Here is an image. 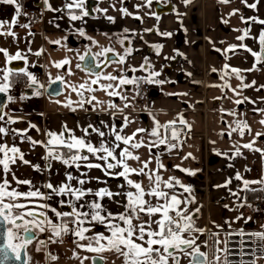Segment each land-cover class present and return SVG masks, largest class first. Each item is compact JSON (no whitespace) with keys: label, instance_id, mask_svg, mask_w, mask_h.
Here are the masks:
<instances>
[{"label":"snow or ice","instance_id":"6c2138e0","mask_svg":"<svg viewBox=\"0 0 264 264\" xmlns=\"http://www.w3.org/2000/svg\"><path fill=\"white\" fill-rule=\"evenodd\" d=\"M183 2L187 5L191 4L192 0H183ZM232 2L233 0H219V3L225 5ZM39 3L45 11L59 14L53 16L48 23L59 28L60 24L57 21L64 19L65 16L69 23L79 21L80 26L69 29V34H78L79 37L86 38L92 44L98 42L92 36L87 35L86 18L99 19L102 16L110 24L116 22L115 17L107 15V9L100 8L98 4L91 7L90 11L88 0H63L61 5L55 7L51 0H39ZM120 3L119 10L123 16H135L141 19L138 14L129 12L123 6L124 0H120ZM145 3L150 6L152 0H145ZM260 3L261 0H253L251 3L249 0H240L241 5L255 11H258ZM0 5L13 8L10 20H0V36L11 37L13 41H16L18 33L14 29L17 27L27 29L29 36L34 35L31 25L36 22V18L24 10V0H0ZM111 6L115 7L114 4ZM143 6L135 5L136 8ZM93 12L100 15L93 16ZM237 14L247 27L236 29L241 33L236 40L241 43L229 44L226 49H223L225 60L228 59L227 53L235 54L238 49H243L251 54L254 63L250 69L231 67L227 62L224 63L220 69L222 84L212 86L231 89L239 97L240 92L237 88L242 90L256 86L255 80L245 83L243 73L264 69V19L257 15L245 17L239 8L229 13L230 16ZM151 15L154 16L155 13ZM21 17H28V22L21 23ZM223 23L228 24V21L223 20ZM252 25L261 26L258 37L252 35ZM153 30L145 29L147 32ZM129 32L128 28H124L122 32L115 34L116 42L122 46L126 41L130 44ZM104 35L108 37V33ZM160 35L168 37L173 33L164 31ZM108 38L111 39V37ZM67 39L66 35L50 43L61 45L62 40L67 41ZM246 39L258 42L259 50L254 51L252 47L244 43ZM152 47L159 54L163 45L153 44ZM215 50L221 52L220 48ZM43 51V49L36 51L34 55L40 56ZM133 51L132 47H125L123 54L117 53L118 58L112 60L108 53L114 52L113 47H101V50L95 53L88 48L83 55H79L80 61L88 58L85 64V69L89 73L88 80L79 84H67L64 76L57 75L49 81V86L58 85L59 82L60 85L70 87L79 99L74 101L70 97H65L63 101L57 99L53 102L57 105L62 104L73 113L77 109H83L87 113L89 110L85 105H93L96 109L98 105L104 104L92 95L98 90L93 85H98L99 90L106 92L108 97H119L126 101L127 96L118 91L123 86H136L137 95H140L138 89L141 82L149 85L175 83V81L160 78L159 71L149 70L151 64L147 58H144V63L139 66V69H130L132 72L146 71V76L129 77L126 74L127 68L117 69V74L97 70L101 68V65L106 66V62L126 65ZM27 52H32L30 46ZM0 54H3L5 58L4 65L0 67V94L5 97V100L0 101V264H35L28 251L30 245L35 242V250L39 252L47 249L49 245L63 243L66 236L74 237L75 248L93 254L80 256L74 249L73 257L79 260V264H85V261H91V264H106L107 258L104 253H115L122 258L123 264H181L182 256L189 258L188 264H257L258 259L264 256V230L249 232L243 228L231 229L232 222L229 221H225L231 229L226 232L225 239L220 240L219 232H213L211 245L208 241H204L203 245L198 243L207 229L200 227L197 223L201 209L193 207L197 203L193 194L194 188L174 175L168 176L167 179L163 177L162 170L168 169L162 160L163 153L159 151L161 146H164L169 154L174 150L182 149L186 141L181 140V135L186 128L191 129V124L188 123L183 113H178L176 119L165 123H161L155 114L149 113L151 126L139 127L130 135L124 134L123 129L113 122L101 121L99 125H94L92 122L87 123L81 129L79 136L65 124L59 132L45 129L43 134L47 137L46 140L33 139L29 130L34 129L40 132L41 129L31 121H24L23 109L20 115L14 116L9 106L17 101L23 103L42 97L47 89L29 70L32 65L29 64L28 56L24 52L17 50L12 54L8 49L0 47ZM178 54L183 55V53ZM169 59H175V57H169ZM17 61H23L25 66H9ZM69 64L70 60L65 57L55 61L54 67L60 69ZM76 68H81V64L77 63ZM68 71L71 74V70ZM211 71L217 72V69L212 68ZM188 75L191 76L192 73ZM232 76L240 81L237 88H232L229 83V78ZM20 85L22 88L17 95L15 90ZM261 89H264V85L256 87L257 91ZM85 93L89 96L86 97ZM52 94L61 95L60 87H53L49 95ZM167 95L178 97L187 96L189 93H167ZM260 100L264 102V98ZM234 102L236 105L245 102L253 105L257 103L248 97L237 98ZM130 106L128 103L124 104V108ZM107 109L123 111L115 103H108ZM98 110L104 111L105 109L99 107ZM251 111L261 116L259 124L264 126V107L256 106ZM109 115L113 116L115 112H110ZM228 115L238 117L240 114L231 110L228 111ZM123 121L125 127L131 123L127 117H124ZM19 122H27L28 127L24 129L13 127ZM234 133L243 138L246 133H252L251 125L246 119L235 118L227 128L229 137ZM93 135L96 137L95 142ZM144 136H149L151 139L146 142L143 139ZM262 137H264V131H257L249 142L241 144L235 141L231 152L217 151L216 155L235 160L244 156L242 151L244 149L259 153L261 159L264 160V149L255 146ZM18 140L28 143L30 151H22L17 144ZM37 146L45 148V154L41 157L42 164H33L26 159V156L31 154ZM141 147L148 148L151 154L148 160L141 161V157L133 151ZM154 149L156 151H153ZM153 157L155 168H150ZM189 158L195 159L191 152L181 157V160ZM129 161H135L140 166L133 167ZM54 162L65 168L64 180L55 184L51 180L54 171L58 174V169L54 170ZM22 166L31 167L37 174H46L47 179L43 182H35L34 178H20L17 171ZM172 167L188 176H196L197 172L201 171L181 167L180 164H173ZM229 167L234 168L235 165L230 164ZM94 169L99 170L102 177L91 176L90 173ZM244 171L251 172V169L245 166ZM132 176L138 179L134 180ZM141 177L147 179L146 185L142 179H139ZM121 178L122 182L112 189L109 181ZM234 180L240 182L235 190L229 187ZM92 182L103 186L95 189L85 187ZM214 187L228 189L229 196L235 197L238 201L235 205L236 210L247 206L253 207L254 211H262L248 201L249 194H256V198L259 199V194L264 193V174L257 179H247L239 170H236L233 177ZM177 188L182 191L177 192ZM105 200L108 201L107 204L103 202ZM109 205H115L117 210H110ZM65 207L69 210H64ZM225 207L227 208L228 205ZM241 219H245L242 213L236 217V220ZM251 220L252 217H247L245 222ZM96 225L103 226L104 231H96ZM215 227L220 230L224 229L223 225H215ZM261 229H264V225H261ZM45 233L48 235L41 238V235ZM235 237L239 239H234ZM202 247L208 248L209 251H202ZM258 253L260 256L257 255ZM47 259L50 262H56L59 256L52 250H48Z\"/></svg>","mask_w":264,"mask_h":264},{"label":"crops","instance_id":"0c3cea01","mask_svg":"<svg viewBox=\"0 0 264 264\" xmlns=\"http://www.w3.org/2000/svg\"><path fill=\"white\" fill-rule=\"evenodd\" d=\"M154 1L152 0V4L148 6L145 0H124L123 6L129 12L138 14L141 17V19H137L135 16L122 15L119 10L121 8L120 0H98V6L107 9V15L115 17L116 22L110 24L102 16L99 19L86 18L87 23L85 29L87 35L92 36L98 42L97 44H92L86 38L82 42H75L74 38L80 39L83 37H79L78 34H69V29L79 27L80 22L69 23L65 16L64 19L57 21L60 24V27L57 28L54 24L48 23V21L53 16L59 14L48 11H46L43 17H35L36 22L31 25V31L34 35L29 36L27 29L17 27L14 30L18 33V39L23 41L24 47L22 48V52L28 56L30 65H37L39 67L41 78L44 82L54 79L57 75L64 76L67 84H79L88 80V71L82 68H76L77 63L81 64L79 55H83L88 48H91L92 52L95 53L99 52L101 47H113L114 51L123 54L125 47H132L135 51L136 59L128 61L126 65L109 63L102 72L117 74V69L124 70L127 68L128 71L126 74L131 77L132 75L129 74V69H139V66L144 63V58H147L151 64L149 70L154 69L159 71L161 73L160 78L175 81L172 84H176L178 79L184 84L189 82L190 86L187 89L184 88L181 92H177L189 93V95H180L178 97L167 94L161 95L160 90L162 86L154 85V88L150 91L147 98L144 101L139 100V104L136 106L128 97L129 89L132 85H126L118 89L123 95L127 96L128 99L126 101L121 100L119 97H108L106 92L99 90L98 85H93L98 90L92 93V95H95L97 101H103L104 104L98 105L96 109L93 108V105H85L89 110L87 113L83 109H77L73 113L63 107L62 104L57 105L53 102L57 99L63 101L65 97H70L74 101L79 99L71 91L70 87L63 85L61 95L59 96L43 95L42 97L33 98L23 103L17 101L10 104L9 108L14 116L20 115L21 109H23L24 121H31L41 129L40 132L34 129L29 130V134L33 139L37 140L47 139L43 134L45 129L59 132L62 125L66 124L69 129L74 130L75 134L79 136L81 135V129L87 123L92 122L94 125H99L101 121L105 123L113 122L117 127L123 129L124 134L130 135L139 127L151 126L152 121L149 113L155 114L161 123L176 119L178 113H183L188 123L191 124V129L186 128L184 131H190V135L186 137V142L183 144L182 149L174 150L171 154L166 152L164 146H161L159 151L163 153L162 160L168 169L166 171L162 170L163 177L167 179L168 176L174 175L183 183L193 186V194L197 201L193 207H199L201 209L197 223L200 227L207 229L206 233L212 234L213 232H219L220 236L222 233L226 235V232L231 229H261V225H264V208L260 212H253L254 226H231L230 229L225 221L229 220V222H232L231 225L237 224L238 220H236V217L247 211L248 207L245 206L236 210L235 205L238 203L236 198L229 196L228 189L216 188L214 185L222 184L225 180L233 177L236 170H239L247 179H257L260 175L264 174V160L261 159L259 153H252L242 149L244 156L235 160L227 159L222 155H216L217 151L231 152L233 142L238 141L241 144L247 143L252 139L255 132L264 131V126L259 124L261 116L251 111L256 106L264 107V102L260 100V98H264V89L260 91L256 90V87L259 85H264V69L243 73L245 83H251L253 80L256 81V86L253 88L241 90L237 88L240 81L235 76L229 78V83L232 88H237V91L240 92L239 97L231 89L213 87L212 85L222 84L220 80V69H222L223 64L226 62L231 67H238L240 69H250L252 67L254 58L243 49H238L235 54L231 52L227 53L228 59L225 60L223 49H226L229 44L241 43L236 40V37L241 34L236 29L247 27L241 21L239 14L230 16L229 13L233 9L239 8L245 17L257 15L264 19V0H261V3L258 5V11L244 7L240 4V0H233L232 3L227 5L219 3V0H192V3L187 5L184 4L183 0H173V9L171 11L153 16L151 13H155ZM51 2L55 7L61 5L63 0H51ZM251 2L253 0H249V3ZM112 4L115 7H112ZM138 4L144 6L136 8L135 5ZM12 15L13 8L11 6L0 5V20H10ZM92 15L99 16L100 14L94 13ZM223 20H227L228 24H224ZM27 21L28 17H26L24 23ZM124 28L130 30L129 37L131 43L129 45L125 43L122 46L116 42L115 34H119ZM260 28V25H252V35L258 37ZM145 29H154V32H147ZM164 31L172 32L173 35L168 37L160 35ZM104 33H108V37H111V39L106 37ZM66 35L68 39L67 41L62 40L61 45L50 43V41L62 39ZM11 42H13L11 37L0 36V47L8 49L10 53L14 54L20 48L10 47ZM244 43L252 47L254 51L259 50L258 42H254L252 39H246ZM153 44L163 45L159 54L152 47ZM29 46L32 48L31 53L27 52ZM216 48H220L221 52H217L215 50ZM41 49L44 51L40 56L34 55L36 51ZM178 53H183V55H179ZM173 56L175 59H169V57ZM65 57L70 60V64L64 68H55L54 62ZM4 63L5 58L3 54H0V67ZM166 65H170L171 71L168 72L165 70ZM212 68H216L217 72H212ZM69 69L71 70V74H69ZM29 70L37 74L32 67ZM188 73H192V75L189 76ZM134 74L135 76H146L147 72L138 70ZM193 81L200 83H194ZM101 82L107 83L106 81ZM85 95L86 97L89 96L88 93H85ZM217 97L219 99H216ZM243 97H248L250 100L256 101V105L248 102L236 105L234 101L237 98ZM108 103H115L123 111L107 109ZM125 103L131 106L124 108ZM99 107L105 110L99 111ZM221 109H225V111L222 112ZM231 110H235L240 115L238 117L228 115V111ZM110 112H115V115L110 116ZM124 117H127L131 121L126 127L124 126ZM235 118L246 119L251 125L252 133H246L243 138L235 133L229 137L227 135L228 124ZM13 127L24 129L28 127V124L27 122H19L13 125ZM137 138H140L139 134ZM143 139L147 142L151 138L144 136ZM95 140L96 137L93 135V141L95 142ZM17 144L21 147L22 151H30V145L28 143L18 140ZM255 146L264 149V137L260 138ZM133 151L141 157V161L148 160L151 155L147 147H141ZM153 151L156 150L154 149ZM189 152L192 153L195 159L189 158L187 160H181V157ZM44 154L45 148L37 146L34 151H31V154L26 156V159L33 164H42L41 157ZM152 159L153 163L149 167L155 168L154 157ZM129 163L133 167L140 166L135 161H129ZM173 164H180L181 167L200 169L201 171L197 172L196 176H188L174 169L172 167ZM230 164H234L235 167H229ZM245 166L250 168L251 172H245ZM53 167L54 170L58 169V174L54 171L51 176L52 182L55 184L63 181L65 168L56 162H54ZM17 175L20 178H34L35 182H43L47 179L46 174H37L29 166L20 167ZM90 175L93 177H102V173L95 169L91 171ZM132 179L135 180L138 178L132 176ZM139 179H142L145 185L147 184L146 178L141 177ZM121 182L122 178L109 181L112 189H115L116 185ZM238 183L240 182L234 180L229 187L235 190ZM100 186L103 185H97L95 182H92L85 187L95 189ZM180 191L182 190L177 188V192ZM260 197H264V193L259 194ZM254 199H249V201ZM103 202L108 203L107 200ZM225 205H228V207L226 208ZM109 207L112 211L117 210L115 205H109ZM250 208L254 210L253 207ZM64 210L67 211L69 209L65 207ZM119 210L123 211V209ZM226 214H228V217H226ZM245 224L242 223L241 225L243 226ZM215 225H223L224 229L220 230ZM96 231H104L103 226L96 225ZM69 243L71 246L75 245L74 240L69 241ZM49 248L55 249L54 254L58 255V247L56 244L50 245ZM104 255L107 258L106 264H123L122 258H119L115 253H104Z\"/></svg>","mask_w":264,"mask_h":264},{"label":"rangeland","instance_id":"374dc122","mask_svg":"<svg viewBox=\"0 0 264 264\" xmlns=\"http://www.w3.org/2000/svg\"><path fill=\"white\" fill-rule=\"evenodd\" d=\"M25 19H26V17H21V23H24ZM10 47H12V48L17 47V48H20V51H22V48L24 47L23 41H20V39H17L16 41L11 42ZM39 79H40V82L43 83V79L41 77H39ZM166 80L167 81H171L169 79H166ZM176 81H177V79H176ZM161 86H162V88L160 90V94L164 95V94H167V93L181 92V90H183L184 88L187 89L190 86V84H189V82L184 84V83L180 82V80L178 79L176 84H172L171 82H169V83H165L164 85H161ZM44 95H48L49 96V94H46V93ZM128 97L130 98V100L134 104H136V106H138L139 99H138V95H137V87L136 86L132 85V87L129 89ZM253 212H254V210H251V208L248 207V210L245 211L244 213H242L243 217L245 219L238 220L237 224H234V225H231V226H237V227H252V226H254L255 223H254V213ZM226 215L225 216L228 217V214H226ZM247 217H252V220L245 222ZM242 223L243 224L246 223V224L242 226L241 225ZM219 239L220 240L225 239V233H222L219 236ZM204 241H208L210 245L212 244L211 234L210 233H206L205 232L204 235L201 237V239L198 241V243H201L203 245ZM222 246L223 245H221V247ZM57 247H58V255H59L58 261L49 262L48 264H55V263H60V264H79V260L74 261L75 260V258L73 257V250L74 249L80 254V256H86V255L87 256H91V255H93V254L87 253V252H85V251H83L81 249L75 248V245L71 246L69 241H65V240L63 241V243L57 244ZM34 250H35L34 247H33V249L30 247V249H29V253L33 257L34 261L36 262V260L39 259L40 261H42V264L45 263V260H46L45 254H40V256H39V255L36 254V252ZM201 250L202 251H209L208 248H204V247H202ZM188 261H189L188 257H183V256L181 257V264H188ZM85 264H91V261H85Z\"/></svg>","mask_w":264,"mask_h":264},{"label":"built area","instance_id":"2783aa9c","mask_svg":"<svg viewBox=\"0 0 264 264\" xmlns=\"http://www.w3.org/2000/svg\"><path fill=\"white\" fill-rule=\"evenodd\" d=\"M24 10L26 12H29L33 17H36V18L43 17L46 14V11L41 7V4L38 2V0H25ZM153 88H154V85H149V84L141 82V84L139 85V89H138L140 92V95H138V99L140 101H144ZM188 135H190V131H184V133L181 135V140L185 141ZM248 203L252 204L254 207H259L260 209H263L264 208V197H260L259 199H254L252 201H249ZM70 227H74V225H70ZM245 230L251 232V231L264 230V229H245ZM234 239H239V237H235ZM64 240L73 241L74 237L66 236ZM257 255L260 256V254H257ZM257 264H264V256L258 259Z\"/></svg>","mask_w":264,"mask_h":264},{"label":"flooded vegetation","instance_id":"af4514ba","mask_svg":"<svg viewBox=\"0 0 264 264\" xmlns=\"http://www.w3.org/2000/svg\"><path fill=\"white\" fill-rule=\"evenodd\" d=\"M159 3L165 5V7H169L168 10H165V11H162V12H158V11H157V4H159ZM153 4L155 5V15H160L161 13L168 12V11H171V10L173 9V0H165V1H164V0H155ZM161 4H159V7H160V8L162 7ZM153 32H154V31H153ZM74 41H75V42H77V41L82 42V41H84V38H80V39H76V38H74ZM125 43H126L127 45H129V42H128V41H126ZM115 52H116V51H115ZM116 53H117V52H116ZM133 59H136L135 51L132 52L131 57L126 61V63H127L128 61L133 60ZM10 66H11V67H24L25 65H24V62H23V61H17V62H13V64L10 65ZM32 68L37 72V74H35V75H36L37 78L39 79V77H41V73H40L39 67H38L37 65H33ZM130 69H131V68H130ZM130 69H129V74H131L132 76L135 75L134 72L130 71ZM165 70L168 71V72L171 71V67H170V65H166ZM30 71H31V70H30ZM102 71H103V70H102ZM102 71H101V72H102ZM136 76H137V75H136ZM181 76H182V75H181ZM39 81H40V79H39ZM48 82H49V81H48ZM48 82H44V81H43L42 84H44V85L46 86V84H47ZM21 88H22V85L18 86L17 89L15 90L17 95L19 94ZM45 93H46V92H45ZM47 235H48L47 233L42 234V235H41V238H45ZM65 241H66V240H65ZM52 245H54V244H52ZM56 246H57V244H56ZM58 246H59V245H58ZM30 247H31L32 249H33V247H34V249H35V242H34L33 245H30V246H29L28 251H29ZM49 247H50V245L48 246L47 249H42V250L39 251V252H37L36 250H34V251L36 252V254L39 255V256H40V254H45L46 260H45V263H43V264H48V263L50 262V261L47 259V251H48V250H52L53 252L55 251V249H52V248L50 249ZM33 253H34V252H33ZM29 254H30V253H29ZM34 255H35V254H34ZM35 256H36V255H35ZM35 263H36V264H42V261H40V260L38 259V260H36ZM55 264H60V263H55Z\"/></svg>","mask_w":264,"mask_h":264},{"label":"water","instance_id":"95a60500","mask_svg":"<svg viewBox=\"0 0 264 264\" xmlns=\"http://www.w3.org/2000/svg\"><path fill=\"white\" fill-rule=\"evenodd\" d=\"M89 2V5H90V11H91V7H94L97 3H98V0H88ZM161 4V3H159ZM159 4H157V11L158 12H162V11H165V10H168L169 7H165V5L161 4V8L159 7ZM94 14V12L92 13ZM116 52H112V53H108V56L112 59V60H115L117 59L118 57L116 56ZM87 57H86V60L85 61H81V68L86 70L85 69V64H86V61H87ZM109 63L106 62V66L108 65ZM105 65H101V68L100 69H97L98 71H102L105 67ZM59 86L60 87V90L62 91L63 89V85H60L59 82H58V85H52V86H49V82L46 84L45 88L47 89L46 93L49 94V93H52V88L53 87H57ZM52 95H55V94H52ZM5 100V97L3 96V94H0V101H3ZM259 254V253H258Z\"/></svg>","mask_w":264,"mask_h":264},{"label":"trees","instance_id":"16d2710c","mask_svg":"<svg viewBox=\"0 0 264 264\" xmlns=\"http://www.w3.org/2000/svg\"><path fill=\"white\" fill-rule=\"evenodd\" d=\"M249 196H250V200L256 198V194H253V195L252 194H249Z\"/></svg>","mask_w":264,"mask_h":264}]
</instances>
